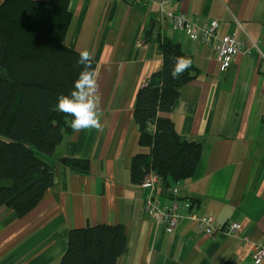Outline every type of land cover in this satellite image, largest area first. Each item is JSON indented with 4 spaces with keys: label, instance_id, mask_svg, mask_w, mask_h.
Returning <instances> with one entry per match:
<instances>
[{
    "label": "crops",
    "instance_id": "0c3cea01",
    "mask_svg": "<svg viewBox=\"0 0 264 264\" xmlns=\"http://www.w3.org/2000/svg\"><path fill=\"white\" fill-rule=\"evenodd\" d=\"M67 2L64 41L92 53L102 128L73 130L54 154L42 156L53 183L32 209L16 216L0 205V264H57L68 230L95 224L123 227L126 247L116 264H255L252 248L264 246V0H171L165 6L198 23L217 20L218 36L235 32L250 47L226 69L209 46L160 19L153 2ZM156 34L178 43L197 69L161 114L201 146L191 178H167L157 192L163 204L173 197L194 200L175 230L150 220L143 211L146 192L130 180L132 157L141 150L132 116L136 91L162 63ZM63 157L87 159L89 171L70 170ZM192 214H211L221 227L237 222L239 229L232 236L204 234Z\"/></svg>",
    "mask_w": 264,
    "mask_h": 264
},
{
    "label": "trees",
    "instance_id": "16d2710c",
    "mask_svg": "<svg viewBox=\"0 0 264 264\" xmlns=\"http://www.w3.org/2000/svg\"><path fill=\"white\" fill-rule=\"evenodd\" d=\"M70 19L67 0L0 4V205L16 216L32 209L53 183L52 168L42 156L54 154L73 131L72 117L56 109L57 97L69 92L83 67L77 63L80 52L64 41ZM154 39L161 67L137 89L132 111L141 150L132 157L130 180L139 186L150 171L162 181L191 178L201 153L199 143L183 138L172 120L161 115L170 111L197 69L192 63L174 77L176 59L191 56L167 37L156 34ZM60 161L72 171H89L87 159ZM66 240L57 264H116L126 247L121 225L71 228Z\"/></svg>",
    "mask_w": 264,
    "mask_h": 264
},
{
    "label": "built area",
    "instance_id": "2783aa9c",
    "mask_svg": "<svg viewBox=\"0 0 264 264\" xmlns=\"http://www.w3.org/2000/svg\"><path fill=\"white\" fill-rule=\"evenodd\" d=\"M140 1L144 4L147 2L155 3L160 19L169 23L174 29L184 32L192 41L209 46L215 52V58L221 69H226L237 55H247L250 52V47L237 39L235 32L218 36L219 22L217 20L198 23L194 18H188L181 13H173L165 8L171 0ZM161 184V177L154 171H150L143 179L140 184L146 192L143 198V211L154 224L163 225L167 230H175L185 218L181 212L188 211L192 204L188 200H179L176 197H173L170 203L163 204L157 196ZM190 218L196 221L197 226L204 234L221 230L225 235L232 236L239 229L237 222L219 226L214 222L211 214L202 216L192 214ZM251 259L255 264L264 260V246L254 245L251 251Z\"/></svg>",
    "mask_w": 264,
    "mask_h": 264
},
{
    "label": "clouds",
    "instance_id": "9594fccd",
    "mask_svg": "<svg viewBox=\"0 0 264 264\" xmlns=\"http://www.w3.org/2000/svg\"><path fill=\"white\" fill-rule=\"evenodd\" d=\"M92 61V53L89 50L84 49L79 53L77 63L83 66L82 70L73 81L69 92L57 97V111L72 117L68 123L71 129L76 131L102 128L98 72L93 68ZM192 63L190 57H178L172 75L179 76L189 69Z\"/></svg>",
    "mask_w": 264,
    "mask_h": 264
}]
</instances>
